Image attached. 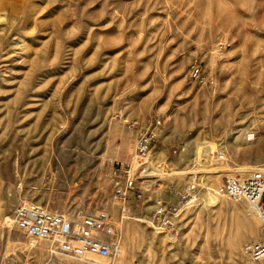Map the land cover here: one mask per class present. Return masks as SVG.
Returning <instances> with one entry per match:
<instances>
[{
	"label": "rangeland",
	"instance_id": "obj_1",
	"mask_svg": "<svg viewBox=\"0 0 264 264\" xmlns=\"http://www.w3.org/2000/svg\"><path fill=\"white\" fill-rule=\"evenodd\" d=\"M155 116L144 198L123 212L116 161L135 163L137 134L126 121ZM241 168L264 171V0H0V264H264L243 253L264 238L257 212L213 192ZM194 175L170 239L149 226L151 205L175 203ZM21 200L107 213L119 252L88 262L29 247Z\"/></svg>",
	"mask_w": 264,
	"mask_h": 264
},
{
	"label": "built area",
	"instance_id": "obj_2",
	"mask_svg": "<svg viewBox=\"0 0 264 264\" xmlns=\"http://www.w3.org/2000/svg\"><path fill=\"white\" fill-rule=\"evenodd\" d=\"M201 65L190 66V77L199 78ZM130 129H136L133 158L134 162L116 161L113 180V193L121 202V210L127 212L130 202L142 200L144 190L140 186L141 174L145 172L146 159L153 142L158 138L163 120L155 116L143 125L135 121H126ZM217 160H224L222 151H215ZM242 173V172H241ZM234 172L226 174L217 183L218 195L248 202L260 216L264 228V171L252 169L247 173ZM198 183L196 175L187 180L175 203H168L161 198L153 200L148 224L173 237L178 232V215L180 211L191 206L197 198ZM13 219L28 238V246L34 247L38 240L51 243L53 249L76 258L95 255L105 258L119 252V247L110 237L114 227L107 213L98 211L94 214H69L54 212L45 206L31 201L21 200L13 211ZM243 253L251 260L264 257V238L244 245Z\"/></svg>",
	"mask_w": 264,
	"mask_h": 264
},
{
	"label": "bare ground",
	"instance_id": "obj_3",
	"mask_svg": "<svg viewBox=\"0 0 264 264\" xmlns=\"http://www.w3.org/2000/svg\"><path fill=\"white\" fill-rule=\"evenodd\" d=\"M136 163V162H135ZM240 171L242 172V173H244L245 171H246V168H241L240 169ZM213 192H215L216 193V191L215 190H213ZM217 194V193H216ZM218 195V194H217ZM220 196V195H219ZM259 216V215H258ZM259 218H260V216H259ZM253 230V229H252ZM254 231V235H255V230H253ZM251 233V232H250ZM171 239V238H170ZM45 241V240H44ZM50 246H52L51 245V243L49 242V247ZM122 253H123V251H122ZM94 257H96V256H94V255H87L86 257H84V258H79V259H82V260H86V261H88V262H90L91 261V259H93ZM75 258V257H74ZM116 264H120V262H117Z\"/></svg>",
	"mask_w": 264,
	"mask_h": 264
},
{
	"label": "crops",
	"instance_id": "obj_4",
	"mask_svg": "<svg viewBox=\"0 0 264 264\" xmlns=\"http://www.w3.org/2000/svg\"><path fill=\"white\" fill-rule=\"evenodd\" d=\"M177 199V198H176Z\"/></svg>",
	"mask_w": 264,
	"mask_h": 264
}]
</instances>
